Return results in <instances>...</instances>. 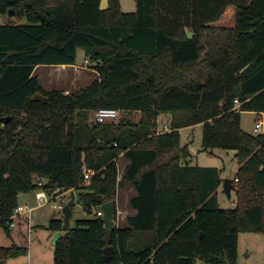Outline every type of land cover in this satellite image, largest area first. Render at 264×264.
<instances>
[{
	"label": "trees",
	"instance_id": "16d2710c",
	"mask_svg": "<svg viewBox=\"0 0 264 264\" xmlns=\"http://www.w3.org/2000/svg\"><path fill=\"white\" fill-rule=\"evenodd\" d=\"M135 3L124 12L121 0H0L1 16L14 9L24 20L0 24V229L12 236L21 194L75 188L96 214L70 229L63 215L50 220L49 230L66 231L54 264H236L239 235L264 233V133L241 127L243 112L264 113V0ZM231 5L234 26L214 25ZM79 50L98 78L74 94L46 91L35 69L76 65ZM102 108L123 115L97 123ZM134 112L139 122L128 121ZM162 113L171 131L156 134ZM197 124L203 151L235 152L234 210L219 204L222 171L191 165L181 144L179 130ZM84 129L91 137L79 145ZM121 156L130 163L119 179ZM85 166L95 174L83 187ZM127 186L137 214L107 243L97 211ZM20 253L0 246V264Z\"/></svg>",
	"mask_w": 264,
	"mask_h": 264
},
{
	"label": "rangeland",
	"instance_id": "374dc122",
	"mask_svg": "<svg viewBox=\"0 0 264 264\" xmlns=\"http://www.w3.org/2000/svg\"><path fill=\"white\" fill-rule=\"evenodd\" d=\"M122 9L124 12H134L136 10L135 0H121ZM236 7L231 5L227 8L225 14L214 24L219 26H234L235 24ZM16 14L9 17V22L20 23L24 20H19ZM1 19V18H0ZM87 56L83 50H79L77 54L78 69L84 71L86 74L78 77L77 86L72 92L79 91L81 88L89 86L95 79L96 72L91 70L92 62L87 63ZM55 65H40L35 70L41 78L47 82V85L55 89V76H52ZM52 74V75H51ZM51 75V77H50ZM44 88V87H43ZM48 88V87H47ZM45 89V88H44ZM49 89V88H48ZM48 91L47 89H45ZM64 92V91H63ZM123 112H119V116L116 119L108 120L105 123L118 122L122 117ZM169 115H164L167 117ZM254 112H243L241 114V127L248 133H255L254 127L256 120L260 117ZM92 119V118H91ZM165 119V118H164ZM94 120V117H93ZM138 120L137 115L129 116L128 121L135 122ZM92 121V120H91ZM202 132L203 125L199 124L195 128H187L180 131L182 146L187 145L191 152L190 163L193 166L200 167H215L222 171V178L235 177L239 168L237 159L235 158V152L224 149H215L212 153H207L202 150ZM264 133V131L262 132ZM91 133L87 130H83L77 138L79 145H86ZM79 191L73 194L75 197V207L72 209V218L67 224L66 228H74L77 220L93 218L96 214L94 209L92 214H89L84 205L78 200ZM25 202L29 206H34L35 209L31 215L30 223L24 217H17L14 221L15 226L12 236L0 229V246L5 248H11L14 244L18 247L26 249V253H20L17 256L7 259L6 264H54V250L56 239L64 235L66 231H51L48 229V225L51 219L61 218V215L54 212V203L40 205L31 193L22 195L20 203L25 205ZM121 207L124 204L120 200ZM219 204L222 209L234 210L237 206L236 191L231 192V197H228L222 191L219 194ZM122 214L117 215L115 220V226H123ZM236 264H264V233L262 232H244L239 235V253Z\"/></svg>",
	"mask_w": 264,
	"mask_h": 264
},
{
	"label": "crops",
	"instance_id": "0c3cea01",
	"mask_svg": "<svg viewBox=\"0 0 264 264\" xmlns=\"http://www.w3.org/2000/svg\"><path fill=\"white\" fill-rule=\"evenodd\" d=\"M122 3V1H121ZM227 10V9H226ZM226 12V11H225ZM225 14V13H224ZM223 14V15H224ZM235 17H236V13H235ZM0 24H4V23H7L9 22V19L5 16H1L0 15ZM216 25V24H214ZM219 26V25H217ZM223 27H226V26H223ZM231 27V26H230ZM93 70V69H91ZM95 71V70H93ZM96 72V71H95ZM53 74V75H52ZM52 76H55L56 78V82H55V89H52L51 88V84L48 86L47 85V82L41 78V75H38L36 70L34 72V75H36L39 79H40V83L41 85L47 89L48 91H53V90H60V91H64L66 94H74L76 93L77 91L75 92H72V90H74V88L77 86V83H78V77H81V75L83 74H86L84 71H80L78 69V66L77 65H58L57 67H54V71L52 72ZM88 74V73H87ZM86 74V75H87ZM50 75V77H51ZM98 78V73L96 72V76H95V79L94 81ZM93 81V82H94ZM92 82V83H93ZM91 83V84H92ZM90 84V85H91ZM89 85V86H90ZM49 89H48V88ZM88 87V86H87ZM86 88V87H85ZM82 89V88H81ZM134 116L137 115L138 117V120L135 121V122H139L140 119H141V115H140V112H134L133 114ZM164 115H169L167 117H163ZM165 118V119H164ZM171 114L170 113H162L158 116L157 120H156V127H155V132L156 134H161V133H164V132H169L171 131ZM199 125V124H197ZM197 125H194V126H190V127H187V128H195ZM185 129V128H181L179 131L182 132V130ZM202 138H203V132H202ZM190 159L189 158V162H190ZM130 161L128 159H126L125 157L121 156L119 158V161H118V166H119V179H122L123 176H124V173H125V170L127 168V166L129 165ZM191 164V163H190ZM192 165V164H191ZM231 179H233L234 181V178L235 177H230ZM223 190V186L220 187V189L218 190V197H219V194L220 192ZM235 191V190H234ZM22 195H20V198H22ZM26 195V194H24ZM35 198V195L32 194ZM138 195L137 193V190L135 189L134 186H127L126 188H124L123 190H120L117 194V198H116V208H117V215H120L122 214V220L124 221V225L121 226V228H126L128 227V217L130 216H134L137 214V211L135 209H133L131 206H130V201L132 198L136 197ZM36 199V198H35ZM20 200V199H19ZM120 200L123 202L124 206L123 208L121 207V204H120ZM37 201V200H36ZM23 205V204H21ZM25 205H28V203L25 202ZM32 208L35 209L34 206H30ZM34 211V210H33ZM32 211V212H33ZM32 212L31 213H24L22 214V217H24V219L28 220V222L30 223L31 221V215H32ZM17 217H21L20 216H17ZM16 217V218H17ZM16 218L14 219V221H16ZM120 227V226H118ZM13 230H14V227H13ZM13 230H12V234H13Z\"/></svg>",
	"mask_w": 264,
	"mask_h": 264
},
{
	"label": "built area",
	"instance_id": "2783aa9c",
	"mask_svg": "<svg viewBox=\"0 0 264 264\" xmlns=\"http://www.w3.org/2000/svg\"><path fill=\"white\" fill-rule=\"evenodd\" d=\"M236 105L238 106L240 102L238 100L235 101ZM119 116V111L112 108H102L99 109L95 114V120L97 123H105L108 120L116 119ZM264 131V113L260 115L258 120L255 123L254 132L255 134H260ZM95 174V171L92 169H89L88 167H84L83 169V182L82 186L86 187L89 185L90 180L92 176ZM238 182V179L233 181L234 185ZM40 185L42 183L40 182ZM78 190L75 188L68 189V190H62L57 189L53 193H48L47 191L40 189L35 192V198L38 202V204H50L54 203V212L60 214L61 216H64V209L66 205H69V202L74 199L73 194L77 192ZM34 210V208L28 206V205H20L14 213L13 219H15L17 216H20L24 213H31ZM97 215L103 217V212L101 210V206L97 211ZM15 226V223L11 225L13 228ZM198 264H203L199 262Z\"/></svg>",
	"mask_w": 264,
	"mask_h": 264
},
{
	"label": "water",
	"instance_id": "95a60500",
	"mask_svg": "<svg viewBox=\"0 0 264 264\" xmlns=\"http://www.w3.org/2000/svg\"><path fill=\"white\" fill-rule=\"evenodd\" d=\"M9 1L11 3L15 2V0H9ZM9 14L11 16H14L16 14V11L14 9H10L9 10ZM33 100L46 101L47 97H45L43 95H40V94H37V95H35L33 97ZM9 119H10V117L4 118L3 121L7 122V121H9ZM222 186H223L222 192L224 194H226L228 197H231V192L233 190H235L233 179L225 178L223 180ZM101 210L103 212V220H104L105 228H106V231H107L106 241H107V243H110L112 235H113V229L115 227V215L117 213L116 202L115 201H108V202L104 203L101 206ZM63 213H64V221L67 224V223H69V221L71 219V216H72L71 207L69 205H66ZM103 252H104V257H105L106 262H109L110 259H111L112 254L114 252V247L108 246L107 248H105L103 250Z\"/></svg>",
	"mask_w": 264,
	"mask_h": 264
}]
</instances>
